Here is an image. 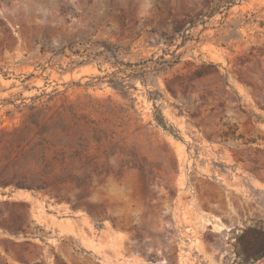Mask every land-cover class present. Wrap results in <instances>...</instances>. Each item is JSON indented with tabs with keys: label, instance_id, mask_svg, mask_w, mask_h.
<instances>
[{
	"label": "rangeland",
	"instance_id": "rangeland-1",
	"mask_svg": "<svg viewBox=\"0 0 264 264\" xmlns=\"http://www.w3.org/2000/svg\"><path fill=\"white\" fill-rule=\"evenodd\" d=\"M0 264H264V0H0Z\"/></svg>",
	"mask_w": 264,
	"mask_h": 264
},
{
	"label": "trees",
	"instance_id": "trees-1",
	"mask_svg": "<svg viewBox=\"0 0 264 264\" xmlns=\"http://www.w3.org/2000/svg\"><path fill=\"white\" fill-rule=\"evenodd\" d=\"M104 47H105V49H108L106 46H104ZM154 120H155L156 124H157L160 128H162L164 131H167V132H169V133H172V129H171L170 127L167 126V124L165 123L164 118H163V116H162V114H161L160 111L157 110V111L155 112ZM262 255H263V254H262Z\"/></svg>",
	"mask_w": 264,
	"mask_h": 264
}]
</instances>
